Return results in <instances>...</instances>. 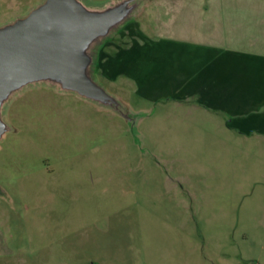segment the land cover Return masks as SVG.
I'll use <instances>...</instances> for the list:
<instances>
[{"label": "rangeland", "instance_id": "1", "mask_svg": "<svg viewBox=\"0 0 264 264\" xmlns=\"http://www.w3.org/2000/svg\"><path fill=\"white\" fill-rule=\"evenodd\" d=\"M45 1L0 0V27ZM76 1L104 10L125 0ZM132 4L88 50L91 78L114 103L37 81L0 106V264H264V139L223 138L196 99H175L197 68L160 59L136 83L107 75L142 41L158 44L153 57L223 52L237 36L233 26L221 35L219 18L258 53L244 60L261 87L264 0Z\"/></svg>", "mask_w": 264, "mask_h": 264}, {"label": "water", "instance_id": "2", "mask_svg": "<svg viewBox=\"0 0 264 264\" xmlns=\"http://www.w3.org/2000/svg\"><path fill=\"white\" fill-rule=\"evenodd\" d=\"M132 1L88 10L76 0H46L28 17L0 27V106L11 93L37 81L114 103L91 78L88 50L129 17L136 6ZM3 127L0 122V138Z\"/></svg>", "mask_w": 264, "mask_h": 264}, {"label": "crops", "instance_id": "3", "mask_svg": "<svg viewBox=\"0 0 264 264\" xmlns=\"http://www.w3.org/2000/svg\"><path fill=\"white\" fill-rule=\"evenodd\" d=\"M218 21L220 19L216 18L211 22L218 25L221 35L226 34L227 29L233 26L236 30L235 36H237L229 40L223 39L222 43H225L226 47L219 54L218 52L198 56L193 54H168L169 56L160 54L158 57H153L151 52L157 43L154 45L151 43L149 47L150 44L147 41H142L129 54L123 53L121 69L116 68L115 62L113 67H107V75L111 82L122 77L124 84L125 81L126 83L132 81L136 83L135 71L141 73L152 62L156 60L159 62L160 59L169 60L173 63L175 70H178V64L181 67L184 66L185 69L197 68L196 85H194L195 78L193 77L189 80L180 81L178 84L182 83L181 85L184 87L178 86L175 89V99L187 103L196 99L198 103L203 105L208 116L213 119L217 118L220 123L224 124L225 131L221 135L223 138H225L224 134L229 131L234 138L255 141L264 139V128L257 130V124H264V84L260 87L258 80L251 79L250 75H257L258 70L244 60L246 58L258 61V53L253 52L252 48L250 51L243 50V36L236 26L233 24L226 25L223 22L219 25ZM175 42L184 45H191L192 43L188 40ZM94 63L95 58L93 57L92 64ZM171 98L173 97L171 96ZM165 99H169V97H165Z\"/></svg>", "mask_w": 264, "mask_h": 264}]
</instances>
